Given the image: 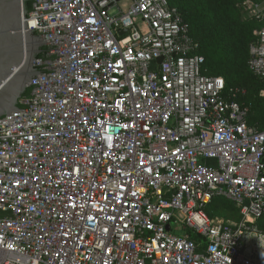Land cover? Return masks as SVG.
<instances>
[{"label": "built area", "instance_id": "1", "mask_svg": "<svg viewBox=\"0 0 264 264\" xmlns=\"http://www.w3.org/2000/svg\"><path fill=\"white\" fill-rule=\"evenodd\" d=\"M252 5L262 26L248 68L264 81V0ZM39 6L28 28L59 30L61 55L20 98L31 106L0 117V264H263L251 248L263 239L264 130L248 123L243 87L203 72L178 11ZM220 198L239 220L207 213Z\"/></svg>", "mask_w": 264, "mask_h": 264}, {"label": "trees", "instance_id": "2", "mask_svg": "<svg viewBox=\"0 0 264 264\" xmlns=\"http://www.w3.org/2000/svg\"><path fill=\"white\" fill-rule=\"evenodd\" d=\"M32 1L24 0L26 13L30 11ZM244 1L263 0H167L168 5L175 8L188 24L190 37L197 43L194 54L203 57L204 73L222 77L226 88L243 87L239 85L241 77L251 75L254 78V88L259 91L264 88V81L255 77L248 68V48L256 39L253 31L262 25L254 16L242 18ZM46 53L47 47L43 46L36 58L45 57ZM243 88L246 93L239 101L248 107V123L264 130V97H255L251 103L247 89ZM27 94L28 90L23 96ZM225 201L228 200L220 198L212 201L206 207L207 213L214 216L213 208L221 206ZM4 214L0 211V215ZM186 231L192 240H202L199 234Z\"/></svg>", "mask_w": 264, "mask_h": 264}, {"label": "water", "instance_id": "3", "mask_svg": "<svg viewBox=\"0 0 264 264\" xmlns=\"http://www.w3.org/2000/svg\"><path fill=\"white\" fill-rule=\"evenodd\" d=\"M36 7H40L39 0L31 3V9ZM27 20L24 0H0V117L31 106L20 98L51 78L61 55L59 30L36 33L35 28H28ZM43 46L46 56L36 58Z\"/></svg>", "mask_w": 264, "mask_h": 264}, {"label": "rangeland", "instance_id": "4", "mask_svg": "<svg viewBox=\"0 0 264 264\" xmlns=\"http://www.w3.org/2000/svg\"><path fill=\"white\" fill-rule=\"evenodd\" d=\"M253 1H244L242 3V18L246 19L251 16H253V10H256L257 8L252 5ZM254 4H261V2H253ZM262 7V5H260ZM254 78L251 75H243L239 81V85L245 87L248 91V97L251 103L254 102L255 97H264V88L256 91L254 88ZM225 201L224 203H221V206H218L217 208H213V215L217 216L223 220H229V221H237L239 220V212L237 208L230 202ZM257 227L264 238V218L258 220ZM264 240V239H263ZM252 250L254 253V257L260 260L262 263H264V242L261 243H253Z\"/></svg>", "mask_w": 264, "mask_h": 264}, {"label": "crops", "instance_id": "5", "mask_svg": "<svg viewBox=\"0 0 264 264\" xmlns=\"http://www.w3.org/2000/svg\"><path fill=\"white\" fill-rule=\"evenodd\" d=\"M263 238V237H262ZM264 239V238H263ZM263 239H261L258 243H261L262 241L264 242V240ZM255 243V242H254ZM251 249H253V248H251ZM264 264V263H263Z\"/></svg>", "mask_w": 264, "mask_h": 264}]
</instances>
